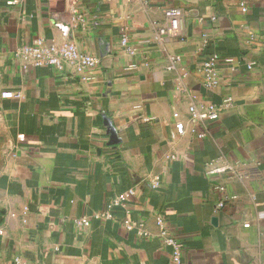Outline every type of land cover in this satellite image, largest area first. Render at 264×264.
Returning <instances> with one entry per match:
<instances>
[{
  "label": "crops",
  "instance_id": "0c3cea01",
  "mask_svg": "<svg viewBox=\"0 0 264 264\" xmlns=\"http://www.w3.org/2000/svg\"><path fill=\"white\" fill-rule=\"evenodd\" d=\"M241 1L245 13L234 0H0V93L21 95L0 97V264H172L158 214L181 264H264V0ZM167 7L184 12L176 38L157 32ZM37 38L98 64L85 79L23 68L14 52ZM213 54L234 62L207 90ZM191 106L219 110L192 121ZM215 159L231 171L205 176Z\"/></svg>",
  "mask_w": 264,
  "mask_h": 264
},
{
  "label": "built area",
  "instance_id": "2783aa9c",
  "mask_svg": "<svg viewBox=\"0 0 264 264\" xmlns=\"http://www.w3.org/2000/svg\"><path fill=\"white\" fill-rule=\"evenodd\" d=\"M239 4L242 13L247 11L245 5L241 0H234ZM57 3V0H53ZM68 18H69V27L77 28V25H80L84 22L83 15L79 14L76 8H68ZM163 16L165 20V25L158 28V35L164 38H176L179 36L181 31V24L184 17V12L180 8L176 7H167L163 10ZM119 46L124 50L128 56H133L135 54V49L129 46L127 36L124 34L121 36L119 41ZM14 57L17 61L21 63L23 68L27 66H32L34 68L50 67L55 68L58 71L63 70L66 66L73 68L75 73L83 76L85 79V73L88 70L93 69L97 66L98 60L92 55L82 52L78 46L71 40L62 41V42H46L43 39L37 38L32 41L31 44H23L19 46L15 52ZM234 59L231 58H221L220 56L213 54L205 58L201 64V70L203 73V86L207 90H212L219 86L221 79L218 74V66L221 63H233ZM178 61V58H174L171 62ZM254 62H249L246 64L247 70H252L254 67ZM2 99H20L21 95L19 92H14L10 90H4L0 93ZM231 107V99L226 98L222 101L220 108L227 109ZM219 108L214 106H207L206 108L197 109L195 106H191L188 110L189 118L192 121H201L207 118L213 117ZM176 132L178 135H183L184 131L180 126H176ZM203 134H200L199 137H203ZM231 166L220 159H215L204 166V175L205 176H217L222 173L231 171ZM148 188L155 193H159L162 189L160 178L156 175L149 177L147 182ZM218 192L224 193V187H216ZM128 194H133L132 190L127 192ZM226 199L233 200L234 196L225 197L217 205L218 208L223 206V201ZM125 201L124 196H119L116 198L109 206V209L112 207L123 205ZM107 216V215H105ZM156 226L158 228L157 237L162 242V244L169 248L170 250V261L172 264H181V260L184 254V245L175 240L170 236L168 230L165 228V220L162 215H156L155 220ZM80 225V224H79ZM247 227V224L244 225ZM140 234V233H139ZM18 264V260L14 261Z\"/></svg>",
  "mask_w": 264,
  "mask_h": 264
},
{
  "label": "water",
  "instance_id": "95a60500",
  "mask_svg": "<svg viewBox=\"0 0 264 264\" xmlns=\"http://www.w3.org/2000/svg\"><path fill=\"white\" fill-rule=\"evenodd\" d=\"M111 134H113V130L110 131ZM215 222V220H213V223Z\"/></svg>",
  "mask_w": 264,
  "mask_h": 264
}]
</instances>
